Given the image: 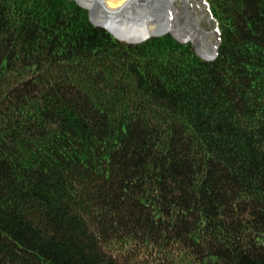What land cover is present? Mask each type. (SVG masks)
<instances>
[{
    "label": "trees",
    "instance_id": "obj_1",
    "mask_svg": "<svg viewBox=\"0 0 264 264\" xmlns=\"http://www.w3.org/2000/svg\"><path fill=\"white\" fill-rule=\"evenodd\" d=\"M206 3L212 61L0 0V264H264V0Z\"/></svg>",
    "mask_w": 264,
    "mask_h": 264
},
{
    "label": "bare ground",
    "instance_id": "obj_2",
    "mask_svg": "<svg viewBox=\"0 0 264 264\" xmlns=\"http://www.w3.org/2000/svg\"><path fill=\"white\" fill-rule=\"evenodd\" d=\"M90 1L92 2V12L94 6V8L102 14L106 26L108 23V30L120 39L137 42L152 35L164 33L172 34L181 41L194 43L200 50V52H198L207 60L214 59L217 54L218 39L216 32L214 31L209 35V37L214 36L216 37L217 41L212 43V45L209 43L210 45H208L206 48L202 47V42L205 43L207 39L205 40L203 31H200L199 29L200 17H198L197 14L194 17V12L184 8L185 10L182 18L188 19L191 25H181V23L176 24V21H174V17L171 13V4L181 0H166L168 3L167 5L169 6L165 10L157 13L152 12V9L150 8L151 1L147 0ZM182 1L181 2L185 6L189 5L190 0ZM153 8L155 7L153 6ZM177 13L180 15L179 11H177ZM104 18L106 19L107 23Z\"/></svg>",
    "mask_w": 264,
    "mask_h": 264
},
{
    "label": "rangeland",
    "instance_id": "obj_3",
    "mask_svg": "<svg viewBox=\"0 0 264 264\" xmlns=\"http://www.w3.org/2000/svg\"><path fill=\"white\" fill-rule=\"evenodd\" d=\"M70 1H74V0H70ZM147 1H151L150 2V8L152 9V12L153 13H157V12L163 11V10H165L169 6V5H167L168 3H167L166 0H160V1L159 0L158 1L157 0H147ZM181 1L176 2L174 4L173 3L171 4L172 5L171 6L172 7V9H171L172 12L171 13H172V16L174 17V21H176V24H180L181 23V25H191V23L189 22L188 19L182 18L183 17L184 10H185L184 8H187L189 11L194 12L193 13L194 17H195L196 14H197L198 17H200V21H199L200 28L199 29H200V31H203V33L205 35L204 36L205 40L207 39V41L205 42L206 44L204 42H202V44H201L202 47L203 48H206L208 45H210V44L212 45V43H215L217 41L216 40V37H214V36H210L209 37V35L213 31L215 32V30H216L215 28H217V25L212 20V17H211L210 12H209V8L206 5L205 0H190L189 1V5H187V6H185L182 3L183 1L182 2ZM74 2H76V1H74ZM162 3H163V5H162ZM153 6L155 8H153ZM177 11L180 12V15H178ZM174 13H176V14H174ZM175 15H177V16H175ZM198 17H197V19H198ZM198 51L200 52L199 48H198Z\"/></svg>",
    "mask_w": 264,
    "mask_h": 264
},
{
    "label": "water",
    "instance_id": "obj_4",
    "mask_svg": "<svg viewBox=\"0 0 264 264\" xmlns=\"http://www.w3.org/2000/svg\"><path fill=\"white\" fill-rule=\"evenodd\" d=\"M74 1H76L77 2V4L80 6V7H82L83 9H85V10H87L88 11V13H89V18H90V21L92 22V24L93 25H95V26H97V27H101V28H103V29H105V30H107V31H109L106 27H104V26H102V25H100V24H96L95 22H94V20H93V14H92V9H90V8H88V7H86V6H84L83 4H81V2L79 1V0H74ZM213 20V19H212ZM110 32V31H109ZM114 35V34H113ZM165 35H168V34H158V35H152V36H148V37H146L145 39H143V40H141V41H137V42H132V41H128V40H125V39H120V38H118L117 36H115L118 40H120V41H123V42H127V43H129V44H141V43H144L145 41H147V40H149L150 38H158V37H162V36H165ZM172 37H174L177 41H179V42H181V43H187L186 41H181V40H179V39H177L174 35H172V34H170ZM216 35H217V39H218V48H219V46H220V36H219V32L216 30ZM194 48H195V51L199 54V56L201 57V58H203L204 60H206V61H212V60H214V59H216V57H217V55H218V49H217V54H216V56H215V58L214 59H212V60H207V59H205L199 52H198V48H197V46L194 44Z\"/></svg>",
    "mask_w": 264,
    "mask_h": 264
}]
</instances>
